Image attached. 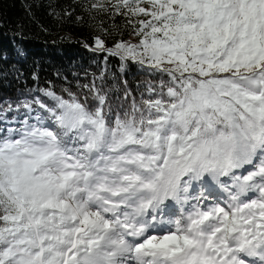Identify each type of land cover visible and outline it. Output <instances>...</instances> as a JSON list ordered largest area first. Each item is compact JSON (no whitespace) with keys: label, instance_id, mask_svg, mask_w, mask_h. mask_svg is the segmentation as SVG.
Listing matches in <instances>:
<instances>
[{"label":"snow or ice","instance_id":"snow-or-ice-1","mask_svg":"<svg viewBox=\"0 0 264 264\" xmlns=\"http://www.w3.org/2000/svg\"><path fill=\"white\" fill-rule=\"evenodd\" d=\"M91 9L140 40L90 50L159 82L0 109V264H264V0Z\"/></svg>","mask_w":264,"mask_h":264},{"label":"trees","instance_id":"trees-1","mask_svg":"<svg viewBox=\"0 0 264 264\" xmlns=\"http://www.w3.org/2000/svg\"><path fill=\"white\" fill-rule=\"evenodd\" d=\"M94 2L0 0V109L34 98L52 104L41 91L47 89L66 99L65 89L79 97L90 95L84 86L93 82L114 87V100L127 87L139 101L146 83L159 82L147 68L131 61L122 68L119 58L90 50L97 37L109 48L118 40H140L126 17L91 9ZM24 113L23 108L19 115L7 113L8 122L23 119Z\"/></svg>","mask_w":264,"mask_h":264},{"label":"rangeland","instance_id":"rangeland-1","mask_svg":"<svg viewBox=\"0 0 264 264\" xmlns=\"http://www.w3.org/2000/svg\"><path fill=\"white\" fill-rule=\"evenodd\" d=\"M131 43H133V44H138L139 43V41H137V42H131ZM13 121V119L10 121V122H8L9 124L11 123Z\"/></svg>","mask_w":264,"mask_h":264}]
</instances>
